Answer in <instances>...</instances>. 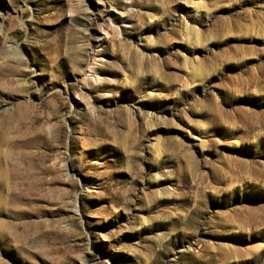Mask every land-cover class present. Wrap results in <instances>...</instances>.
Segmentation results:
<instances>
[{
    "label": "rangeland",
    "instance_id": "obj_1",
    "mask_svg": "<svg viewBox=\"0 0 264 264\" xmlns=\"http://www.w3.org/2000/svg\"><path fill=\"white\" fill-rule=\"evenodd\" d=\"M0 264H264V0H0Z\"/></svg>",
    "mask_w": 264,
    "mask_h": 264
}]
</instances>
